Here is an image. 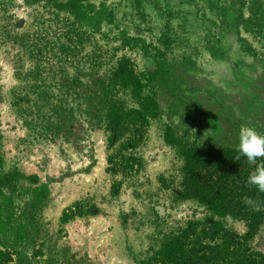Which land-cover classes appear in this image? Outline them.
<instances>
[{
  "label": "rangeland",
  "instance_id": "rangeland-1",
  "mask_svg": "<svg viewBox=\"0 0 264 264\" xmlns=\"http://www.w3.org/2000/svg\"><path fill=\"white\" fill-rule=\"evenodd\" d=\"M122 61L137 96L114 80ZM147 99L145 127L112 135L109 113ZM242 125L264 134V0H0V254L158 264L191 228L209 246L216 226L244 236L183 195L182 155L236 149ZM248 245L264 254V222Z\"/></svg>",
  "mask_w": 264,
  "mask_h": 264
},
{
  "label": "trees",
  "instance_id": "trees-1",
  "mask_svg": "<svg viewBox=\"0 0 264 264\" xmlns=\"http://www.w3.org/2000/svg\"><path fill=\"white\" fill-rule=\"evenodd\" d=\"M83 1V0H75ZM77 17L79 14L72 4H64ZM114 80L120 85H130L133 95L139 94V84L132 75L131 66L127 61L119 63L114 71ZM156 104L152 99L142 101L139 110L111 112L107 116L108 127L112 135L122 129L123 123L131 122L139 128L145 127L146 117L156 112ZM237 151L234 148L218 147L200 149L189 145L182 149L185 159L184 191L186 198H194L205 204L209 209L226 216L230 214L246 222V234L240 236L228 233L221 227L212 229L219 243L204 245L194 228L185 230L180 236L168 242L162 250L163 257L158 264H264V254L253 251L248 241L255 236L264 222V194L257 193L247 185V178L254 166L248 164L246 158L235 160ZM127 165L122 169L129 175L138 167V161L127 158ZM264 161H258L261 163ZM9 183V175L0 181V186ZM250 196L261 201V206L252 209L243 203V197ZM69 216L81 214L78 207L67 210ZM9 260L5 254H0V264Z\"/></svg>",
  "mask_w": 264,
  "mask_h": 264
},
{
  "label": "clouds",
  "instance_id": "clouds-1",
  "mask_svg": "<svg viewBox=\"0 0 264 264\" xmlns=\"http://www.w3.org/2000/svg\"><path fill=\"white\" fill-rule=\"evenodd\" d=\"M237 155L235 160L241 157L246 158L248 164L253 165V170L247 178V185L259 194H264V134L258 132L255 128L242 125L237 134L236 144ZM243 203L252 208L257 209L261 206V201L254 197H243ZM227 221H231L230 214L225 216Z\"/></svg>",
  "mask_w": 264,
  "mask_h": 264
}]
</instances>
